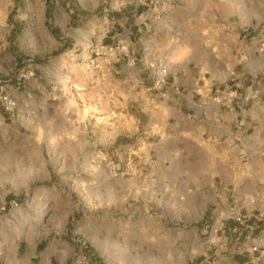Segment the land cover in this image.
<instances>
[{"label": "rangeland", "instance_id": "374dc122", "mask_svg": "<svg viewBox=\"0 0 264 264\" xmlns=\"http://www.w3.org/2000/svg\"><path fill=\"white\" fill-rule=\"evenodd\" d=\"M172 4L167 14L156 0H0V87L15 88L22 66L35 71L14 114L0 109V264H125L126 219L145 207L128 194L139 174L120 160L134 168L138 157L122 145L137 149L158 104H264V58L249 69L236 53L259 58L264 0ZM259 132L251 123L249 138ZM224 193L242 228L264 229V189H249L247 205L237 185ZM220 206L200 223L164 212L181 264L212 260ZM236 247L218 251L221 264Z\"/></svg>", "mask_w": 264, "mask_h": 264}, {"label": "crops", "instance_id": "0c3cea01", "mask_svg": "<svg viewBox=\"0 0 264 264\" xmlns=\"http://www.w3.org/2000/svg\"><path fill=\"white\" fill-rule=\"evenodd\" d=\"M172 2L156 0L154 11L165 10L171 14L174 11ZM184 4L190 6L186 9L189 13L193 4L202 6L205 0H184ZM163 25L162 22V29ZM262 41L256 56L259 58L248 54L242 47L236 50L249 69L264 58ZM257 83L263 90L264 82ZM21 105L17 104V108ZM158 106L157 112L153 110L150 113L153 120L143 127L145 135L137 149L133 150V145L129 143L122 145L123 153L127 149L128 158L131 153L138 157L134 168L124 163L125 158L120 160L126 170L139 174L134 183H129L128 194L142 200L141 204L145 207L143 214L133 212L126 219L125 247L129 256L122 263L181 264L176 252H182L184 243L169 235L164 212L170 209L174 212V219L200 223L211 217L212 211L217 209L216 205L221 204L220 208L225 210L222 214L225 220L220 226V235L211 238L212 253L215 255L207 263L221 264L223 257L218 251L223 250L231 257L232 248L237 245L235 252L238 254L234 264H264L263 247L255 252L249 248L252 239L257 238L264 229L254 231L249 225L242 228V222L235 220L236 214L233 216L231 211H227L228 204H225L224 196L225 189L237 185L242 204L247 205L246 193L249 189H264V104ZM254 106L257 108L252 110ZM173 110L176 119L170 125L167 118ZM251 123L260 126L255 138H249ZM142 173L144 175L141 176ZM122 188L120 185L117 189L119 191ZM165 195L169 199L164 208Z\"/></svg>", "mask_w": 264, "mask_h": 264}, {"label": "built area", "instance_id": "2783aa9c", "mask_svg": "<svg viewBox=\"0 0 264 264\" xmlns=\"http://www.w3.org/2000/svg\"><path fill=\"white\" fill-rule=\"evenodd\" d=\"M264 43V40H263ZM167 67L165 65H161V68L159 69V79H157L154 84L155 85H160L161 83H164V78L167 75ZM35 75L34 67L31 66V64H27V67L22 66L19 68L15 80H16V86L15 88L11 90H6L0 87V109L3 111L4 114L8 116H12L14 114V111L17 108L16 104V97H15V91L19 89L23 83H25L28 80H32ZM115 165H111V171L115 172ZM113 172V173H114ZM10 206H16L17 203L15 200H10L9 201ZM235 220L238 223L242 222V219L237 216L235 217ZM261 234L257 238H253V242L250 243V250L251 252L257 251L261 246L264 249V232L261 231Z\"/></svg>", "mask_w": 264, "mask_h": 264}]
</instances>
